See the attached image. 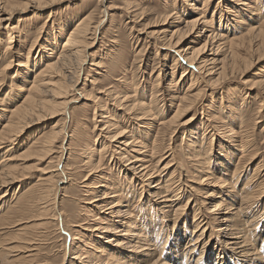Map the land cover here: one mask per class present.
<instances>
[{
    "label": "bare ground",
    "instance_id": "obj_1",
    "mask_svg": "<svg viewBox=\"0 0 264 264\" xmlns=\"http://www.w3.org/2000/svg\"><path fill=\"white\" fill-rule=\"evenodd\" d=\"M32 1L39 7L45 1L47 2V0ZM102 1H100V9L104 5L102 4L104 1ZM123 1L121 9L131 12V19H135L138 14L136 10H131L134 6L133 1L131 2L132 7L129 6L128 0ZM230 1L233 2V5L227 4L222 9L220 3L214 6L213 0H184L185 10H183L184 8L180 10L179 6L176 7L174 0L169 2L162 0V12H157L159 15H156L152 24L155 26L158 24L164 28L163 31H160L161 38L159 36L156 38L161 40L162 52L159 53L163 63L161 71L164 77L168 76L170 80L169 82L166 80L165 88L158 89L159 79L157 78L152 83L155 89L153 88L149 94L150 100L146 104L144 100H146L147 90L142 88L140 94V82L136 79V72L139 71L143 61L139 56V51H134L135 58L133 57L132 60L115 57L117 55L116 48L120 47L116 38L112 37L114 43L110 44L108 52L101 58H96L97 56L94 58V55L89 54V49L93 47L94 43L101 40L100 35L96 39V31H99L102 25L104 26V22L112 16L109 14L118 9V6L115 7L110 3L103 10L101 9V19L95 21L96 23L94 22L95 18H92L95 15L90 12L78 16L73 15L74 17L66 15L68 18H65V21L57 22L56 26L53 25L52 31L48 34L42 31L43 28L38 30L37 27V32L34 30L36 33L28 37L31 40L26 48H23L24 45H19V50L12 46L13 39L16 37V40L24 44L25 37L22 36L23 38L20 39V35L17 33L19 27L16 24L12 26L7 21L14 12L15 6L17 7L22 2L14 5L10 0H0V28L5 24L3 28L5 34H0V90L1 88L9 89L5 100L0 101V151H2L0 154V200L11 196V199L8 198L9 201L0 203V231H8L6 237L0 238V264H46L34 260L38 252L43 251L38 250L39 246H37L40 244V241L37 244V239L43 234L38 235L35 232L39 237L37 238L36 234L31 231L34 232L37 229L45 231L47 226L54 221L57 229H62L66 240L69 238L70 241L69 247L62 246V248L64 247L63 255L57 264H64L65 260L66 264H187L188 262L212 264L214 261L215 264H234V261L235 264H259L264 262L263 253L260 254L262 248L255 246L253 248L251 244V238L256 237L259 231H255L256 228L258 229V224H264V210L260 213L259 208L260 197L264 193V180L263 184L257 185L256 183L261 178L260 169L262 166L255 165L256 168H253L251 175L245 177L243 188L240 191L237 192L234 189L237 185L235 182L240 181L239 174L248 161L250 164L255 162L253 159L257 156V150L253 147L256 151L244 155L252 147L248 145L252 141L249 142V136L252 135L248 134V132L251 133V130L248 131V125L242 122L244 117L240 112H237L243 108L244 100L237 96L241 92L230 90L231 87L227 86L236 75L240 77L247 75L251 66L264 62V0ZM139 2L141 3V1ZM27 4L24 2L23 5H20L23 11L28 8ZM139 4L137 5L139 6ZM70 15L72 16V14ZM229 15L232 18L226 17ZM77 17L79 18L73 24ZM103 18L104 20H102ZM170 19L176 20L180 27L172 28L173 22ZM216 21H218L217 25H215ZM17 22H20V19ZM24 26L26 25L24 24ZM114 28L116 29V27ZM154 31L147 32L146 36L155 35L157 31L155 34ZM88 58L90 61L88 66L92 67L95 72V76L89 80L83 77L87 71ZM165 58L171 59V63L164 64ZM10 69H14V72L13 76L9 78L7 71ZM176 69H180L177 82L173 79L177 74ZM96 76L99 77V82ZM106 76H109L113 81L107 82ZM112 76L115 77L112 78ZM253 76L254 81L249 83L250 88H262L264 86V69H260ZM82 78H84L85 84L87 82L91 86L90 91L82 89L79 92L80 89H77ZM187 78L189 79L187 87L181 96L171 95L173 94L170 92L171 88L176 87L181 81L185 82ZM6 80H9L10 83ZM159 91L165 92L172 102L176 99L179 100L172 117L157 125L160 130L172 127L175 129L184 128V131L181 132V144L186 145L188 151L186 159L190 161L194 158L197 164V168L193 166L195 175L189 176L191 179L189 178L188 181H194V176H196L198 182L206 181L209 185H215L220 189L225 188V190L218 191V195H214L216 199H219L217 203L211 202V208L204 207L209 215L212 216L216 213L215 222L222 224L219 232L223 240H218L219 242H210L212 234L206 235L210 223L209 219L203 216L201 208L204 202L200 200L201 202L199 201L200 203L196 207L194 196L190 192H193L194 195L198 192L193 186L191 188V185L183 183L182 172L185 173V170L181 162L171 170L170 176H167L168 173L164 175L162 172L170 168L169 164L171 165L173 162L171 157L161 169L159 168L163 157L152 162L151 156L154 155V151L156 148L162 147L161 144H156V136L160 130L155 129V135L152 137L151 133H148L152 127L151 124L140 121L144 120L146 116L151 119L155 115L151 112L152 106L156 108L155 113L159 111L157 105ZM208 92L209 104L204 105L202 100ZM104 97L121 109L123 114L131 115L132 120L138 122L139 125L135 128V125L132 124V127L128 128L124 117L120 122L116 119V115L104 116L105 109L101 110V105L98 106L99 108L95 105L100 104ZM80 99L94 104L92 116L94 122L91 134L96 129L98 131L97 125H99L101 133L108 128L114 129L113 131L107 130L110 133L109 136L105 137L102 134L93 136L94 134H92L86 138L78 137L79 135L76 138L78 132L73 133L75 130L69 132L70 125L73 126L75 123L73 109ZM102 104L106 106L107 103ZM199 105L200 115L204 117L198 119L197 124L190 127L194 121L192 118L194 114L189 119L185 118L194 110L197 111L196 108ZM97 108L101 113L98 114ZM254 111L256 112V114L253 112L255 116L258 113L256 110ZM216 115L219 117L217 122L221 123L220 126L212 124ZM68 117L69 122L67 121ZM95 117H98L99 120L96 121ZM47 121L50 125L45 127ZM248 121L246 122L248 123ZM254 121L252 122L253 126L256 124ZM140 124L148 125V127L144 126L148 128L147 131L139 130L143 129ZM232 124L238 125L235 131L228 127ZM251 128L253 127L251 126ZM32 129L34 130L31 131ZM200 129L203 133L199 136ZM83 130L85 132V128ZM220 131L223 132L220 133ZM147 134H150V138L143 142L142 138ZM218 134H221L230 143L220 142L218 144L217 157L208 168L210 149ZM62 136L71 139V142L68 141L70 144H66L69 145L66 148L63 147L64 144L58 145L61 143L59 139ZM151 138L152 141L148 145ZM234 138H237V141H233ZM101 140L103 141L100 143ZM60 141L62 140L60 139ZM73 141H75L74 144ZM96 143L97 147L94 148ZM203 143L206 144L205 150L202 146ZM230 145L233 148H230ZM56 146L60 147L62 153L64 151L71 153L72 149L77 148L80 151V154L77 153L80 160L76 161V164L73 161V164L69 165L70 167L74 166L75 171L80 168L85 171L80 174V179L86 193L84 203L86 206H83L82 210L87 216L85 219H77V214L74 212L71 225H68L67 220H64L63 217L67 219L69 216L64 212L59 201L61 198H66L65 194L62 196L61 193L65 189V185L69 186L72 180L66 171L69 166L68 159L65 160L67 163L64 164V162V165L59 169L57 166L56 169H53L51 165ZM228 148L239 152L240 156L236 162L232 160L237 156L232 151L227 153ZM165 149L164 147L160 148L161 151L158 153L165 155ZM202 149L203 152H200ZM16 150L18 154L12 156ZM75 151L73 152L75 153ZM199 156H203V158ZM247 157L248 159H246ZM60 158L63 157L60 156ZM33 161L34 164L27 166ZM42 162H46L45 167L41 166ZM177 168L180 169L178 176L175 175ZM19 170L21 171L19 172ZM29 171L36 172L35 183L32 185L33 181L27 183L25 191H21L19 187L16 189V184L29 180ZM112 171L114 179L117 178V180H111L108 177L109 172ZM199 173L200 177H198ZM183 185L189 189V191L185 190L187 199L184 204L181 203V195H184ZM248 190H251V193ZM208 191L206 196L204 195L205 198L214 197V191L211 193ZM134 192L138 193L137 202L132 200L135 197L131 198ZM36 207H38L37 210ZM254 208L257 212L255 211L252 217H248L247 212L249 210L253 212ZM135 210L138 212L135 213ZM171 210H173L172 217H170ZM191 213L193 219L191 223L193 222L194 225L188 239L187 233L191 228L188 217ZM81 214H83L82 211ZM83 223L87 224V231L94 234V239L91 241L92 236L86 238L85 234L83 235L79 230ZM157 223L163 226L159 231L158 226L155 228L158 231L157 234H161L160 236H155L156 232H154ZM52 225L54 224L52 223ZM261 231L259 233L263 236L264 229L262 233ZM57 235L60 236L59 233ZM260 235L258 234V237ZM40 239L44 240L45 238L43 236ZM181 241H187L182 248L183 253L178 251L182 247L180 246ZM260 241L262 242V240ZM6 242L7 244H5ZM41 245H43V241ZM166 248L167 250H165ZM130 251H134L133 254ZM215 252L218 256L215 258L216 260L212 259Z\"/></svg>",
    "mask_w": 264,
    "mask_h": 264
},
{
    "label": "rangeland",
    "instance_id": "obj_2",
    "mask_svg": "<svg viewBox=\"0 0 264 264\" xmlns=\"http://www.w3.org/2000/svg\"><path fill=\"white\" fill-rule=\"evenodd\" d=\"M4 1V0H3ZM56 1V2H55ZM100 1L101 0H47V2L45 1V3L43 4V5H41L40 7L39 6H37V4L36 3H34L32 0H29V1H27V0H10V2H12V3H14V5H17L18 3H21L22 2V4H19L17 7H18V9H17V7L15 6V9L13 10L14 12L8 17V23H10L12 26L13 25H17L19 28L18 29H20V30H18L17 29V33L20 35V39H22L23 37H25V41L26 42H24V44L23 43H20V41H18V40H16V37L13 39V43H12V46H14V48H18L19 49V45H24L23 46V48L25 47L26 48V46H27V44L29 43V41L31 40V39H29L28 37L29 36H31V34H35L36 32H37V29L38 30H40V28L42 29L43 28V30L42 31H45V34H48L49 32H51L52 31V28L54 27L53 25H55L56 26V24H57V22H62V21H65L66 19L65 18H68V16L69 17H74V16H78V15H83V14H87V13H92V15H95V17L94 16H92V18L94 19V22L96 21H98V20H100L101 19V16H100V14H101V9L103 10V8H105V6H107L108 4L110 5V3L111 4H113V6L115 5V7H117L118 6V9H115L114 11H112V13H110L109 15L111 16V18H109L108 20H106L105 22H104V26H103V28L101 29V27H100V29H99V31H96V39L99 37V35L101 36V37H99V38H101V40L99 39L98 41H96L95 43H94V45H93V47L92 48H90L89 49V54H91V56L92 55H94V58H95V56H97L96 58H101V56H103L105 53H107L108 52V50H109V47L114 43L113 41L114 40H112V37L113 38H116L115 40H116V42L118 43V45H119V47L120 48H116L117 49V51H115L116 53H117V55L115 56V57H119V58H121V59H129V60H132V59H134L135 57V54H134V51L136 50V51H139L140 52V54H139V56L140 57H142V59H143V61L141 62V66H140V69H138L139 71H137L136 72V79L140 82V88H139V92H140V94L142 93V88H145L147 91H146V100H144V102L147 104V103H149V100H150V96H149V94L151 93V91H153V88L155 89V87H153L154 85L152 84V83H154V81L158 78L159 80V87H158V89H162V87L163 88H165L164 86H166V85H164L167 81L169 82V80H170V77H168V76H166V78L164 77V74H163V72L161 71L162 70V66H163V63H162V57L159 55V53H161L162 52V50H161V40H159V39H157L156 37L157 36H159V38H161V32L160 31H163V29L164 28H162V27H160V25H153L152 24V22L154 21V19H156V15L158 16L159 15V13H157V12H162V4H163V2H162V0H128L127 2H128V4H129V6L130 7H132L133 6V4H134V6L131 8V10L133 11V10H136V13L138 14V15H136V17H135V19H131V12H125V9L123 10V9H121V8H123L122 7V4H123V0H103L102 2V4H104L103 5V7L100 9ZM112 1V2H111ZM133 1V4H131V2ZM137 1V2H136ZM139 1H141V3L139 2ZM169 1H172V0H168V2ZM214 1V6L215 5H217L218 3H220V7L223 9L224 7H225V5H227V4H232L233 5V2L232 1H230V0H213ZM260 1H263V0H260ZM24 2H26V4H27V2H29V4H27V7L28 8H26L24 11L22 10V8L20 7V5H23V3ZM107 2V3H106ZM130 2V3H129ZM139 4V6L136 4ZM201 2V1H200ZM122 3V4H121ZM174 3H175V5H176V7H178L179 6V8H180V10H182L186 5L184 4V0H174ZM36 4V5H35ZM137 6H136V5ZM166 6H168V5H166ZM170 6V5H169ZM19 7H20V9H19ZM96 8H99L98 10L96 9ZM229 8H231V6L229 5ZM37 9V10H36ZM43 9V10H42ZM141 9V10H140ZM42 10V11H41ZM94 10H97V11H95L94 12ZM140 10V11H139ZM183 10H185V8L183 9ZM230 10H232V9H230ZM21 11V12H20ZM35 11V12H34ZM39 12V13H37V12ZM25 12V13H24ZM42 12V13H41ZM49 13H50V15H49ZM95 13V14H94ZM260 13H262V11H260ZM22 16H21V15ZM61 14H62V16H61ZM70 14H72V16L70 15ZM14 15H16V16H14ZM60 15V16H59ZM64 15V16H63ZM66 15H68V16H66ZM74 15V16H73ZM231 15V14H230ZM226 16V17H228L229 19L230 18H232V16ZM18 17V18H17ZM20 17V18H19ZM50 17V18H49ZM55 17H56V19H55ZM61 17V18H60ZM62 17H64V18H62ZM60 18V19H59ZM79 17H77L74 21H73V24L75 23V21L78 19ZM175 18V17H174ZM14 19V20H13ZM19 19H20V22H17V21H19ZM23 19H24V22H23ZM47 19V20H46ZM17 20V21H16ZM102 20H104V18L102 19ZM45 21V22H44ZM93 21V20H92ZM133 21H134V23H133ZM170 21H172V19H170ZM54 22H56V23H54ZM95 22V23H96ZM129 22V23H128ZM131 22V23H130ZM173 22V26H172V28H177V27H180L179 25H177V21L176 20H173L172 21ZM24 24L26 25V26H24ZM28 24V25H27ZM72 24V25H73ZM218 24V21H216L215 22V25H217ZM2 27L0 28V34L1 35H3V34H5L4 33V30L5 29H3L4 27H5V24L4 25H1ZM41 26V27H40ZM21 27V28H20ZM38 27V28H37ZM47 27H48V29H47ZM114 27H116V29L114 28ZM130 27V28H129ZM148 27H150V28H148ZM37 28V29H36ZM45 29V30H44ZM149 31H148V30ZM156 29V30H155ZM31 30V31H30ZM34 30H36V32L34 33ZM101 30V31H100ZM117 30V31H116ZM154 31V34H155V32H156V34L155 35H150V36H153L152 38L150 37V36H146V35H148V33L150 32V31ZM20 32V33H19ZM53 32H55V31H53ZM146 32V33H145ZM148 32V33H147ZM160 32V33H159ZM29 33V34H28ZM138 33V34H137ZM145 33V34H144ZM44 34V35H45ZM109 34V35H108ZM131 34V35H130ZM158 34V35H157ZM160 34V35H159ZM23 36V37H22ZM47 36V35H46ZM107 38V39H106ZM149 38V39H148ZM155 38H156V40H155ZM103 39V40H102ZM19 43H18V42ZM41 41V40H40ZM155 41V42H154ZM100 42V43H99ZM103 44H102V43ZM158 42L160 43L159 45H158ZM26 43V44H25ZM59 43H61V41L59 40ZM104 43H105V45H104ZM107 43V44H106ZM112 43V44H111ZM150 43V44H149ZM155 43V44H154ZM42 44H43V40H42ZM111 44V45H110ZM202 44V42L200 43V45ZM143 45V46H142ZM155 45V46H154ZM199 45V46H200ZM153 46V47H152ZM157 46V47H156ZM160 46V47H159ZM198 46V47H199ZM101 47V48H100ZM156 47V48H155ZM159 47V48H158ZM115 49V50H116ZM159 49V50H158ZM20 50V49H19ZM21 50H24V49H22L21 48ZM158 50V51H157ZM161 50V51H160ZM119 51V52H118ZM131 51H132V53H131ZM160 51V52H159ZM99 52V53H98ZM99 54V55H98ZM119 54V55H118ZM142 54V55H141ZM159 55V56H158ZM91 56H90V58H91ZM132 56V57H131ZM134 57V58H133ZM88 61V63L86 64V69H87V71H86V73H85V75L83 76L84 78L86 77L88 80L90 79V78H92L93 76H95V72L93 71V68L92 67H89L88 66V64L90 63V61H89V58L87 59ZM91 60V59H90ZM144 60H145V62H144ZM14 61V60H13ZM171 61V59H169V58H165V60H164V64L165 63H171L170 62ZM14 64V63H13ZM138 66H139V64H138ZM263 66V67H262ZM91 68V69H90ZM136 68V67H135ZM252 69V70H251ZM260 69H264V62H262L261 64H255V65H253V66H251V68H250V70L248 71V73H247V75H242L241 77L240 76H235V78H234V80L229 84H227V86L230 88V90H233V91H235V92H241V93H238L237 94V96H238V98L240 99H243L244 100V105H242L243 106V108L241 109H239V110H237V112H240V114H241V116H243L244 118H243V120H242V122L243 123H246L247 125H248V131H250L251 130V133L250 132H248V134L249 135H252V136H249V142H250V140H252L251 141V143L250 144H248V145H251L252 147L251 148H249V150L247 151V152H245L244 153V155L246 154V155H249V153L250 152H252V151H254L255 149L257 150H255L256 151V157H254V159L253 160H255V162L254 163H252V164H250V162L248 161V164L247 165H245V167L242 169V172H241V174H239L240 176H241V178H240V181L238 180V183H236L235 182V184H237L236 186H235V190L238 192V191H240L242 188H243V185H244V182H245V177H249L250 175H251V173L253 172V168L255 167L256 168V166H262L261 167V169H260V173H261V178H259V180L258 181H256V183H257V185L259 184V183H261V184H263V180H264V139H263V137H264V90H263V87L261 88H259V87H255L254 89H252V88H250L251 86L249 85V83L251 82V81H254V74H256L257 72H259V70ZM89 70V71H88ZM176 71H177V74L176 75H174V77H173V79L175 80V82H177V80H178V77H179V75H180V69H176ZM8 72V75H9V78L11 77V76H13L12 74H13V72H14V69L13 70H9V71H7ZM94 73V74H93ZM138 73V74H137ZM96 74H97V72H96ZM249 74V75H248ZM238 75H240V74H238ZM138 76V77H137ZM158 76V77H157ZM243 76H245V77H243ZM248 76V77H247ZM97 77V76H96ZM115 76H112V78H114ZM84 78H82V81L80 82L81 84L80 85H78V88L77 89H80L79 90V92L82 90V89H88L87 91H90L89 89L91 88V86H89V84L86 82V84H85V82L83 81V79ZM173 79H171V80H173ZM105 80L108 82L109 80H111V81H113V79H110V77L109 76H106L105 77ZM167 80V81H166ZM188 78H187V80L185 81V82H180V83H178L177 84V86L176 87H173V89L171 88V93H173V94H171V95H178V96H181V93L185 90V88L187 87V82H188ZM72 81H73V79H72ZM97 81L99 82L100 81V79H99V77H97ZM6 82H8V83H10V81L9 80H6ZM174 82V83H175ZM83 84V85H82ZM227 86H226V88H227ZM157 89V90H158ZM7 89H3V88H1V90H0V101L2 102L3 100H5L4 98L6 97V94L8 93V91H9V89L7 90V92H5ZM204 93H205V91H203ZM145 93V92H144ZM162 93V94H161ZM209 92L207 93V95L203 98V100H202V102H203V104L205 105L206 103L207 104H209L208 102H209ZM158 95H159V100H158V103H157V105H158V110L159 111H157L156 113H155V110H156V108H155V106H152V110H151V112L153 113V114H155L151 119H150V117H148V116H146V118L144 119V120H141L140 122H142V123H147V124H151V129H150V131L148 132V133H151V136L152 137H154V135H155V129H159L160 127L157 125L158 123H160V122H162V121H167L168 119H170L171 117H172V115L174 114L173 112H174V110H175V106L176 105H178V99H176L175 101H171L170 100V98H169V96H166L167 94H165V92H160L159 91V93H158ZM161 95V96H160ZM78 97V96H77ZM213 98V97H212ZM172 102V103H171ZM240 102H241V100H240ZM239 102V103H240ZM102 103H107L106 104V106H103V104ZM170 104H172L171 106H170ZM95 105H97V107L98 106H100V108H101V110L102 109H105V111L103 112L104 114V116H111V114H113L114 116L116 115V119H118L120 122H122V117H124V119H125V123H126V126L128 127V128H130V127H132V124H134L135 126V128H136V126L137 125H139V123L138 122H135L134 120H132V116L131 115H127L125 112V114H123V112H122V110L121 109H118V107L116 106V105H114L112 102H109V99L107 100V98L106 97H104L103 98V101H101V103L99 104V103H97V104H95ZM170 106V107H169ZM99 108V107H98ZM97 108V109H98ZM198 108V109H197ZM197 108H196V110L197 111H193V112H191V113H189L188 115H187V117L185 118V119H189V117H191L193 114H194V116L192 117V118H194V121H193V123H192V125H190V127L191 126H193V125H195V124H197V122H198V119H201L202 117H204V116H201L200 115V110H201V108H200V105L199 106H197ZM218 108V107H217ZM223 108V107H222ZM93 109H94V104L93 103H91V102H87V101H84V100H82V99H80V101H79V103L76 105V107L73 109L74 110V119H75V123H74V125L73 126H71L70 125V130H69V132L72 130H75V132L73 131V133H77L78 132V134H76V138H77V136L78 137H81V138H86L87 136H89V135H92V134H94L93 136H97V134L98 135H100V134H102L103 136H105V137H107V136H109V134L110 133H108V131L107 130H111V131H113L114 129H110V128H108L107 130H104L103 131V133H101V131H99L100 129H101V127H98L99 125H97V128H98V131H97V129H96V131L94 132V133H92L91 134V131H92V128H93V125H92V123L94 122V121H92L93 120ZM220 109V108H219ZM92 110V111H91ZM252 110V111H251ZM254 110H256L257 111V115H255L254 116V113L256 114V112L254 111ZM252 112V113H251ZM254 112V113H253ZM99 113H101L100 112V110L98 109V114ZM98 114H97V116H98ZM156 115H158V117H155ZM221 115H223V113H221ZM257 117V118H256ZM184 118V117H183ZM215 120H213L212 121V124H214V125H217V126H220L221 125V123H219V122H217V121H219L218 119H219V117H217V115L215 116ZM250 118V119H249ZM253 118V119H252ZM87 119V120H86ZM160 119H161V121H160ZM89 120V121H88ZM95 120L96 121H98L99 120V118L97 117H95ZM101 120V119H100ZM179 120V119H178ZM249 120V121H248ZM254 122H256V124L253 126L252 125V122L253 121ZM67 121L69 122V117H68V119H67ZM86 121H88V122H86ZM157 121V122H156ZM246 121H248V123L246 122ZM71 122V121H70ZM80 123V124H78V123ZM91 122V123H90ZM156 122V123H155ZM183 122V121H182ZM98 123V122H97ZM115 123V122H114ZM153 123V124H152ZM207 123V122H206ZM45 127H48L49 125H50V123H49V121H47V122H45ZM99 124V123H98ZM116 124V123H115ZM208 124V123H207ZM220 124V125H219ZM141 126H143V129H139V130H141V131H147L146 129H148V128H145L144 126H147L148 127V125H143V124H140ZM250 125V126H249ZM80 126V127H79ZM105 126H107V125H105ZM116 126H117V124H116ZM177 126V125H176ZM251 126L253 127V128H251ZM73 127V128H72ZM75 127V128H74ZM118 127V126H117ZM228 127H230L231 129H233V131H235L236 129L235 128H237L238 127V125L237 124H232V125H228ZM41 128H44V127H41ZM83 128H85V132H84V130H83ZM119 128V127H118ZM172 128H174V129H172ZM172 128H170V129H164V128H162L161 130H160V133L159 134H161V135H157L156 137H157V141H156V144L157 145H159V144H161V146L162 147H159V148H156V150L154 151V155L153 156H151V159H152V162H156V161H158V158L159 157H163L162 158V160H161V165H160V168L159 169H161L163 166H164V164L168 161V160H170L171 158H172V163H171V165L169 164V166H170V168L169 169H167L166 171H163L162 172V174H167V176L169 175L170 176V174H171V170L173 169V168H175L176 166V164H179V162H181V164L183 165V169L185 170V173H183L182 172V180H183V183L184 184H188V186H190L191 185V188H192V186H193V188L194 189H197V192L198 193H195V195H194V193L193 192H190L191 194H193V196H194V202L197 204L196 205V207L199 205V203L201 202V201H203L204 203H202L203 204V206H202V211H203V216L206 218V219H209L208 220V222L210 223L209 225V228H207L208 229V231H207V233H206V235H211V241L210 242H219V241H221V240H223L222 239V237H221V234H220V232H219V229L222 227V224L221 223H217V222H215V220H214V218L216 217L215 215H216V213L215 214H213L212 216L211 215H209L208 214V212L205 210V208H211V202H218L219 201V199H216V196H214V195H218L217 194V192L218 191H221V189H223V190H225V188H219V187H215V185L213 186V185H209V184H207V182L205 183H203V182H198L197 181V177L196 176H194L195 177V180L194 181H192V182H190V181H188V179L191 177V176H193V174H194V172H193V170L195 169V168H197V164H196V160L193 158L192 160H190V161H187V159H186V154H188L187 152V150H186V145H182L181 144V141H182V139H181V137H182V134H181V132H183L184 130V128L182 129L181 127V129L179 128H176L175 129V127H172ZM186 128V127H185ZM189 128V127H188ZM37 129H39V128H37ZM172 129V130H171ZM263 129V130H262ZM34 129H32L31 131H33ZM164 130V131H163ZM185 130H187V129H185ZM212 129L210 128V131H211ZM127 131H130V130H127ZM163 131V132H162ZM166 131V132H165ZM213 132V131H212ZM211 132V133H212ZM221 132H223V131H220V133ZM111 133H113V132H111ZM203 133V131H202V129H200L199 131H198V134H199V136L201 135ZM211 133H209V134H211ZM83 136V137H82ZM217 138L216 139H214V141H213V145L211 146V149H210V155H209V167L208 168H210V166L212 165V163L211 162H213V160L217 157V151H218V144L220 143V142H228V144L230 143V141H228L227 139H225V138H223L222 136H221V134H218L217 136H216ZM220 137V138H219ZM253 139H252V138ZM150 138V134L148 135H144L143 136V142L144 141H148V139ZM158 138H160V139H158ZM60 139L62 140V141H60ZM59 139V142H61V143H59L58 145L60 146L61 144L63 145V147L64 148H66L67 146H69V145H66V144H70L68 141H70L71 139L70 138H63V136L61 137ZM64 139V140H63ZM103 140H101L100 141V143L102 142ZM152 141V138H151V140L148 142V145H149V143ZM233 141H237V138H234L233 139ZM71 142V141H70ZM74 142L75 141H73V144H74ZM159 143V144H158ZM183 143V142H182ZM76 144V143H75ZM232 144V143H231ZM57 145V146H58ZM206 144L205 143H203V149L205 150V146ZM234 145H236V144H234ZM56 146V149H55V153H56V155H55V153L53 154V157H52V163L54 164H51L52 166H53V169H56L57 167H58V169L60 168V167H62L64 164H66L67 162V164L69 165H72L73 164V161H74V163L76 162V161H79L80 159H79V155L78 154H80V151L77 149V148H74V149H72V152L71 153H66V151H64L63 153L61 152V149H60V147H57ZM76 147V146H75ZM97 147V143H96V146L94 147V148H96ZM164 147V149H165V151L164 152H166V154L165 155H161V154H159L158 152L159 151H161V150H159L160 148H163ZM253 147H255V149H253ZM230 148H233V146H231L230 145ZM235 148V147H234ZM203 149L202 150H200V152H203ZM59 150V151H58ZM71 150V149H70ZM81 150V149H80ZM73 151H75V153H76V155H75V153L73 152ZM229 151H232L237 157H236V159H233L232 161H235L236 162V160L239 158V156H240V154H239V152L238 151H234V150H231V149H229L228 148V151H227V153H229ZM1 152L2 151H0V154H1ZM59 152H60V155H59ZM214 152V153H213ZM72 153H74V154H72ZM78 153V154H77ZM18 154V152H17V150H16V152H14L13 154H12V156H15V155H17ZM173 154H175V156H173ZM68 155V156H67ZM72 155V156H71ZM78 155V156H77ZM202 155V154H201ZM58 156V157H57ZM60 156L61 157H63V158H60ZM70 156H71V158H70ZM76 156V158L74 159V157ZM169 156V157H168ZM173 156V157H172ZM171 157V158H170ZM199 157H201V158H203V156H199ZM233 157V156H232ZM250 157V156H249ZM55 158V159H54ZM66 158V159H65ZM67 159H68V161H67ZM69 159H71L70 161H69ZM74 159V160H73ZM157 159V160H156ZM246 159H248V157L246 158ZM57 160V161H56ZM61 160V161H60ZM67 162H66V161ZM55 162V163H54ZM56 162H59V163H56ZM65 162V163H64ZM70 162V163H69ZM35 162L33 161V162H30V163H28L27 164V166L28 165H30V164H34ZM64 163V164H63ZM72 163V164H71ZM207 163H208V160H207ZM41 164V166H43V167H45L46 165V162L45 163H40ZM61 166H60V165ZM76 164V163H75ZM194 164H196V165H194ZM50 165V166H51ZM70 165L67 167V169H66V171L68 172H66L67 174H70V178H71V183H70V185L68 186V185H65V189L63 190V192L61 193L62 194V196H63V194H65V196H66V198H61L60 199V203L62 204V206H63V210H64V212L69 216L67 219L65 218V217H63L64 218V220H67V224L69 225L72 221H73V219L72 218H74V215H75V213L74 212H76V216L78 217H76L75 216V218H77V219H85V216H87V214L85 215L84 214V210H82V207L83 206H86L84 203H85V199H86V193L84 192L85 191V188L82 186V181H81V179H80V174L81 173H85V171H83V169H79L78 171H75L73 168H74V166L72 167H70ZM256 165V166H255ZM57 166V167H56ZM76 166V165H75ZM81 166V165H80ZM195 168H194V167ZM198 167H199V165H198ZM203 167H205V166H203ZM33 168V167H32ZM71 168V169H70ZM207 168V167H206ZM70 169V170H69ZM33 170V169H32ZM81 170V171H80ZM86 170V169H85ZM170 170V171H169ZM176 170V172H175V175H177L179 172L178 171H180V169L178 170V168L177 169H175ZM21 170H19V172H20ZM70 171V172H69ZM28 172V171H27ZM73 172V173H72ZM86 172H87V170H86ZM114 173H115V171H114ZM170 173V174H169ZM246 173H248L247 175H246ZM29 176H30V178H29V180L27 181V182H25V181H21L20 183H18V184H16V186H15V188L17 189L18 187H19V189L21 190V191H25L26 190V184L27 183H29V182H32L31 183V185L33 184V183H35V181L34 180H36V177H37V175H36V172H30L29 171ZM79 175V176H78ZM186 175V176H185ZM195 175V174H194ZM200 173H199V176L198 177H200ZM76 176H78V177H76ZM178 176V175H177ZM184 176V177H183ZM190 176V177H189ZM203 176V175H202ZM108 177L111 179V180H113L115 177H114V174H113V171L112 172H109V175H108ZM185 177H188V178H185ZM186 179V180H185ZM191 179V178H190ZM79 180H80V182H79ZM114 180H117V178L116 179H114ZM74 181V182H73ZM195 182V183H194ZM197 182V183H196ZM25 183V184H24ZM73 183H74V185H73ZM76 183V184H75ZM192 183V184H191ZM199 183V184H198ZM203 183V184H202ZM255 183V184H256ZM72 184V185H71ZM24 185V186H23ZM225 185V184H224ZM21 186V187H20ZM68 186V187H67ZM207 186V187H206ZM212 186V187H211ZM182 187H184V195H181L182 197H181V203H183L184 204V202H186V195H185V193L187 192V191H189V189L188 188H186L184 185L182 186ZM23 188V189H22ZM206 188V189H205ZM210 188V189H209ZM16 189H14V190H16ZM211 189H213V190H211ZM229 189V188H228ZM185 190H187V191H185ZM199 190V191H198ZM209 190V191H208ZM193 191V190H192ZM210 192L211 193V191H214V193H213V196L214 197H212V198H210V199H207V198H205V196H206V192ZM250 193H251V190H248ZM255 193V192H254ZM10 194H13V192L11 193L10 192ZM133 194V193H132ZM137 194L138 193H136V192H134V194L131 196V198L133 197H135L134 199H132L133 201H136L137 202ZM198 194V195H197ZM200 195V196H199ZM202 195V196H201ZM205 195V196H204ZM61 196V197H62ZM70 197V198H69ZM8 198H10L11 199V196L9 195V196H7V197H5L3 200H0V203L2 204L4 201L6 202V201H9L10 199H8ZM199 199V200H198ZM201 200V201H200ZM211 200V201H210ZM200 201V202H199ZM80 202V203H79ZM236 202H238L237 200H236ZM0 204V205H1ZM205 207V208H204ZM37 208L38 207H36L35 209L37 210ZM259 208H260V213H262L263 212V208H264V193L262 194V196L260 197V201H259ZM76 209V210H75ZM138 210V209H137ZM137 210H135V213L136 212H138ZM78 211V212H77ZM81 211H82V213L83 214H81ZM173 210H171V212H170V217H172L171 215H172V212ZM209 211V210H208ZM256 211V209L254 208V210H253V212L251 211V210H249L248 212H247V216L249 217V216H251L252 217V215L254 214V212ZM257 212V211H256ZM86 213V212H85ZM52 214V213H51ZM81 214V215H80ZM79 215V216H78ZM83 215H84V217H83ZM191 216H192V213H191V215L188 217V222H189V225H191L190 227L191 228H189V230H188V233H187V235L189 236L188 237V239L190 238V232L193 230V222L191 223V221L193 220L192 218H191ZM52 217V216H51ZM169 219V218H168ZM167 219V220H168ZM207 221V220H206ZM169 222V221H168ZM52 223L54 224V225H52ZM49 226H47V228L45 229V231L42 229V231H41V229H37V231L35 230L34 232H32L31 231V233H37L38 235H42V237L40 236V238H43V236H44V240H41L39 237H37L38 235L36 234V237L37 238H39V239H37V244H38V241H40L39 243V245H37V246H39V249L38 250H43L42 252L41 251H39L38 252V254H37V256L34 258V260H36V261H40L39 263H46V264H57V263H59L60 261H61V258H62V255H63V253H62V249H64V247L62 248V246H65V247H69V244H70V241H69V238H67V240H66V237H65V234L64 233H62V229L61 230H58L57 229V227H56V222L54 221V222H52ZM160 223H162V222H160ZM59 225L61 226V222L59 221ZM71 225V224H70ZM257 225V224H256ZM259 225H260V227H259ZM264 224L263 223H260V224H258V229L256 228L255 229V231H258L257 232V235H256V237H253V238H251V244L253 245V248H254V246L256 247V248H258V247H261L262 249H260V254H262L263 253V255H264V251H262L263 250V248H264V238H263V236H261L260 235V231H261V233L263 232V229H264ZM51 226H55V227H51ZM82 226V225H81ZM85 227V229H84V227ZM83 228L81 227V229L79 228V230H80V232L84 235V236H86V238H88V236H92L91 237V239H90V241L92 240V239H94V234L92 235L90 232H88L87 231V229H86V226H87V224H84L83 223ZM158 226V227H157ZM157 227V229H158V231H159V229H160V227L162 228L163 226L162 225H159V223H157V225L154 227V229ZM261 227H262V229H261ZM51 228H53V229H51ZM157 229H155L154 230V232H156V234H155V236L157 235V236H160L161 234L159 233V235L157 234L158 233V231H156ZM52 230V231H51ZM55 230V231H54ZM44 231V232H43ZM57 231V232H56ZM58 231H60V232H58ZM212 233H211V232ZM8 232V231H7ZM6 231H0V238H3L4 236L6 237V233H7ZM43 232V233H42ZM55 232V233H54ZM53 233V234H52ZM59 233V235L61 236H59L58 237V234ZM35 234H32V235H35ZM45 234V235H44ZM87 234V235H86ZM258 234L260 235L259 237H258ZM46 235H48V236H46ZM50 235V236H49ZM3 236V237H2ZM119 236V235H118ZM84 238V237H83ZM254 238H256V239H254ZM65 240H66V242H65ZM216 240V241H215ZM219 240V241H218ZM260 240H262V242L260 241ZM42 241H43V245H41V243H42ZM60 241V242H59ZM172 241V240H171ZM44 242H46V243H44ZM69 242V243H68ZM93 242V241H92ZM187 241H181V243H180V246H182V247H180V250H178L179 252H182L183 253V249L182 248H184L183 246H185V243H186ZM255 244H253V243ZM67 243V244H66ZM5 244H7V242L5 243ZM168 244H169V242H168ZM15 245V244H14ZM169 246V245H168ZM67 249V248H66ZM44 250H45V252H44ZM58 250V251H57ZM85 250H86V248H85ZM85 250H83V251H85ZM165 250H167V248L165 249ZM182 250V251H181ZM51 252V253H50ZM61 252V253H60ZM133 252L134 251H130V253L131 254H133ZM214 253V252H213ZM217 253H218V251H217ZM217 253L215 252V254H214V256H213V258L212 259H215L216 257H218L217 256ZM46 254V255H45ZM66 254L68 255V253L66 252ZM66 255V256H67ZM68 258V256L66 257V259ZM180 258L182 259V257L180 256ZM263 258H264V256H263ZM46 260V261H45ZM216 260V259H215ZM45 261V262H44ZM33 262H35V261H33ZM32 264H35V263H32ZM64 264H66V260H65V263ZM143 264V263H142ZM187 264H193V263H191V262H188ZM212 264H215V261L214 262H212ZM234 264H235V261H234ZM237 264V263H236ZM259 264H264V262H260Z\"/></svg>",
    "mask_w": 264,
    "mask_h": 264
}]
</instances>
